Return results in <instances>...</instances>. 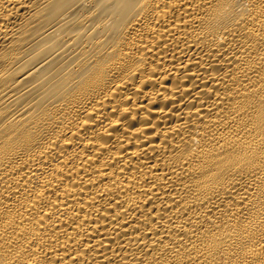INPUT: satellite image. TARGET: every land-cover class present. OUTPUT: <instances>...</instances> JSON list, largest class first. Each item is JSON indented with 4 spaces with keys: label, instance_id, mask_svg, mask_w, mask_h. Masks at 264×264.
<instances>
[{
    "label": "bare ground",
    "instance_id": "1",
    "mask_svg": "<svg viewBox=\"0 0 264 264\" xmlns=\"http://www.w3.org/2000/svg\"><path fill=\"white\" fill-rule=\"evenodd\" d=\"M0 264H264V0H0Z\"/></svg>",
    "mask_w": 264,
    "mask_h": 264
}]
</instances>
